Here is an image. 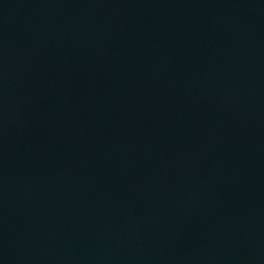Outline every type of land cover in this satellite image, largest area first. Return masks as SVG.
Wrapping results in <instances>:
<instances>
[{
	"label": "water",
	"instance_id": "obj_1",
	"mask_svg": "<svg viewBox=\"0 0 264 264\" xmlns=\"http://www.w3.org/2000/svg\"><path fill=\"white\" fill-rule=\"evenodd\" d=\"M0 264H264V0H0Z\"/></svg>",
	"mask_w": 264,
	"mask_h": 264
}]
</instances>
